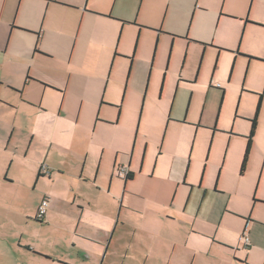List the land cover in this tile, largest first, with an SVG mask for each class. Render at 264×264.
<instances>
[{
	"label": "crops",
	"instance_id": "1",
	"mask_svg": "<svg viewBox=\"0 0 264 264\" xmlns=\"http://www.w3.org/2000/svg\"><path fill=\"white\" fill-rule=\"evenodd\" d=\"M154 1L0 0V104L14 112L13 124L24 127L31 145L44 141L50 144L48 151L55 145L56 150L50 151L48 155L53 153L56 158H60L59 153L74 143L80 120L85 117L86 100L87 114L98 113L97 118L102 120V124L112 127L119 125L130 93L132 99L139 100L134 109L136 106L137 115L140 113L147 125L150 123L152 127L155 125L152 122L160 120L157 126L162 130L155 131L164 133L160 146L162 155L167 139L171 142L172 138L181 136L184 130H193L197 137L202 132H211L208 128H212L216 122L219 103H222L223 95L226 102L227 93L219 87H202L198 73L188 74L186 63L181 68L172 65V54L179 43L186 41L202 44L206 49L227 51V46L217 43L216 34L210 37L199 33L201 26H208L202 14L212 9L202 6L201 0H158L156 5ZM142 13L155 17H143ZM187 19L191 21L186 25ZM223 20L238 24L243 21L246 26L264 29L263 20L257 24L228 15H220L216 26H220ZM83 25L85 31L82 30ZM116 31L119 36L115 46ZM125 33L133 37L135 35L137 40L144 33L148 34L150 47L147 52L141 49L142 46L139 49L135 46L133 50L120 48L125 41ZM241 41L242 35L239 36L238 45ZM153 43L154 50L151 53ZM160 48L165 50L164 58L162 53L157 54ZM98 55L103 59L108 57V60L114 56L111 67L101 72L96 68L97 64H88L91 57L96 58ZM117 60L123 62L121 65L125 70L119 77L114 76L117 89L110 94L108 87L115 75L114 71L118 70L115 67ZM71 87L79 91L78 99L81 101L78 111L75 109L74 113L65 105ZM198 94L205 95V99L196 113L194 100ZM260 99L261 103L253 118L256 124L254 126L252 121L250 135L236 132L230 138L226 136L229 145L233 140H248L242 175L249 166L256 146L257 129L262 118L263 93ZM93 120L90 125H93ZM219 125L222 127V116ZM98 126H94L95 131ZM138 128L136 124L133 146L129 149L130 153H126L125 164L121 166L126 167L131 176L123 180V188L136 177L137 171L132 168V161ZM144 131L142 138L147 141L150 133L146 128ZM216 136L212 135L214 138ZM97 149L98 146L92 149L90 142L83 150L66 156L82 157L85 165L80 172L79 167L74 168L79 174L83 173L80 179L84 178V188L80 190L82 195L69 198L73 209L77 208L74 215H70L72 211L64 215L58 205L63 201L54 191L49 194L50 198H43L49 201L43 221L36 218L43 199L36 202L34 210L28 213L23 206L16 207L15 201H0V264H264V225L253 221L251 215L234 210L228 212L245 224L240 239L242 241L243 236L249 239V245L242 241L248 253L241 254L240 249H235L227 234L218 236L216 232L213 236L211 230H208L210 225L221 226L220 221L213 220L212 214L218 197L225 194L218 191L217 185L207 187L202 181H188L192 163L188 156L192 157L193 153L187 156L176 154L174 164H168L167 170L171 173L169 177L175 186L174 199L180 189L186 196L184 206L174 211L178 216L170 219L165 217L166 213L157 212L155 217L150 211H141L138 215L140 217H132L129 213L136 210L127 205L121 206L122 197L111 191V184L107 191L103 187L99 177L101 163L95 175L91 174L87 181L85 172L89 167L88 162L97 155ZM178 151L175 150V153ZM51 163L56 164L57 172L63 170L62 162L54 160ZM36 174L37 182H46L51 188L56 182L52 176H40L38 169ZM119 178L121 180L122 177ZM2 184L9 183L0 178V188ZM117 185L121 187L122 183L119 181ZM86 189L96 197V205L91 201L86 202ZM99 198L110 204L103 203L104 206H101ZM259 204L264 206V202ZM154 205L160 210L168 209L163 202ZM124 209L128 213H123ZM198 221L203 225L201 230L197 229ZM171 223L177 224L175 234L168 230ZM36 226L37 234L34 230ZM180 232L182 235L190 232L188 240L192 242L191 246L188 241L183 250H177L176 247L171 249L170 243L173 246L178 244ZM201 238L204 239L205 249L200 248ZM210 240L217 241L213 242L217 247Z\"/></svg>",
	"mask_w": 264,
	"mask_h": 264
},
{
	"label": "rangeland",
	"instance_id": "2",
	"mask_svg": "<svg viewBox=\"0 0 264 264\" xmlns=\"http://www.w3.org/2000/svg\"><path fill=\"white\" fill-rule=\"evenodd\" d=\"M158 3V0L153 2L155 5ZM200 3L202 6H209L212 11L202 14L206 18L208 26L204 25L203 28L201 26L199 33L210 35V37L213 36L212 34H216L217 43L227 46L228 48L223 47L227 51L219 52L214 48L206 49L202 44L186 41L183 44L179 43L175 48L172 54V65L181 68L187 64L188 74L198 73L202 87L209 88V86H213L225 90L227 99L222 115V127L227 128L234 122L236 123V131L248 136L251 133L256 110L261 103L260 95L264 94V29L250 25L246 26L243 21L238 24L228 20H223L220 26H216V20L220 15H228L240 20H247L250 23L261 24L259 23L260 20L264 21V0H201ZM184 15L186 16V13ZM189 15L187 13L188 17ZM142 16L155 17L146 13H142ZM190 21L191 19L188 20L186 25ZM82 30H86L84 25ZM95 34L98 35L99 32L96 31ZM240 35H242V41L238 45ZM118 36L119 33L116 31L115 46ZM135 37V35L133 37V35L125 33V41L120 48L133 50L135 46L138 49L142 46L141 49L147 52L150 47L149 35L144 33L141 39L138 38L139 46L137 37ZM151 49L152 53L154 43L151 45ZM163 49L160 48L157 54L162 53L164 58L165 50ZM112 58L109 60L108 57L103 59L98 55L96 58L91 57L88 64L93 66L97 64L96 68L98 67L99 71L102 72L107 70L108 66L111 67ZM122 63L119 60L116 62L115 67L118 70L114 71L115 75L112 76V81L110 80L108 87V93L111 91L110 94L117 89L114 76L119 77L125 70V67L123 68L121 65ZM153 86L155 88L156 78H154ZM78 92L75 87H71L65 101V105L69 107L72 113L75 112V109L78 111L81 105ZM132 97L133 95L130 93L125 102L119 125L112 127L102 124V120L97 118L98 113L97 115L95 113L87 114L88 100H86L84 104L85 117L80 120L73 145L64 149L63 153H59L63 158H56L53 153L48 155L50 151L56 150L55 145L50 151H48L50 144H46L44 141L38 142L37 145H34V143L31 145V139L25 133L24 127L20 124H13L12 116L14 112L6 105L0 104V178L6 179L9 183L2 184L0 201H15L16 207L23 206L24 211L28 213L34 210L37 205L36 202L38 203L44 197L50 198L49 194L54 191L59 194L63 201L58 205L61 206L64 215H69L71 211L70 215H74L77 208L73 209L69 198L74 199V196L79 198L82 195L80 190L84 188L82 182L84 178L80 179V175L83 173L79 174L74 168L79 167L80 172L85 165L82 157L66 156L77 150H83L91 142L92 149L95 150L97 146L98 149L97 155L88 162L89 167L85 172L86 178H88L87 181L90 180V176L95 175L96 169L101 163L99 177L103 182V187L107 191V187L111 184V191L122 197V200L120 199L121 206L125 207L127 205L136 210H131L132 212L129 213L132 217H140L138 215L141 211H150L155 217L158 212V214L166 213L165 217L173 219V216L176 215L174 211L184 206L186 196L183 190L180 189L174 199L175 186L169 177L171 173L170 170H167L168 164H174L176 154L180 156V153H182V155L187 156L193 153L192 157L191 155L188 156V159L192 161L188 181H202L207 187L217 185L218 191L225 194L218 197L212 214L213 220L220 221L221 226L213 227L210 225L208 230H211L213 236L216 232H218V236L227 234L229 238L231 237V244L235 249H240L241 254L248 253L249 251L240 239L245 224L230 216L228 212L231 213V210H234L239 213H246L252 216L253 221H258L264 225V206L259 204V202H264V101L262 118L257 129L256 146L249 166L242 175L241 169L248 144L247 139L233 140L229 145L226 136L217 134L218 136L214 138L211 132H202L197 137L193 130L191 132L184 130L181 136L172 138L171 142L167 139L163 149L164 155H162L160 146L163 143L164 133L159 134L155 131L162 130L161 127L157 126L160 120L157 119L156 122H152L155 124L152 127L150 123L147 125V121L145 119L143 121L142 115L140 113L137 115L136 106L134 109V105H137L139 100H134ZM204 99L205 95L203 94H198L195 97L194 112L197 113L200 110ZM141 104H143V98ZM235 111L239 114L237 116L239 118L236 120ZM92 119H94L93 125H90ZM136 124L139 125V133L136 139L137 144L132 168L136 169L137 173L135 179L123 188L124 179L121 178L120 180L117 170L125 164V155L127 152L130 153L129 149L131 150L133 146L132 141ZM95 125H99L96 131L94 129ZM145 128L150 133L147 141L142 138L145 134ZM147 144L148 147L146 148ZM166 146H168V149ZM175 150L180 152L175 153ZM118 153L120 154L118 155ZM116 156L117 163L114 168ZM100 158H102V162ZM54 160L63 163L61 167L63 170L57 172L54 166L56 164L51 163ZM41 167L47 168V171H42L43 176L46 178L52 176L56 180L52 188L47 186L46 182L41 180L37 182L36 171L37 169L40 170ZM119 181L122 183L121 187L117 185ZM86 191V202L91 201L93 205H96V197L89 192V189H86ZM111 191L109 194H111ZM101 199L103 198H99L101 206H104L103 203L106 205L109 203L103 202ZM156 202L165 203L168 209L160 210L156 208L154 205ZM147 206L148 209L146 210ZM119 207L120 205H118L117 215H119ZM123 213L128 212L124 209ZM180 218H182L181 215ZM176 225L174 223L170 224L168 230L171 234L176 233L178 229ZM201 228H203V225L198 221L197 229L201 230ZM34 230L37 234V226L34 227ZM187 231L190 230L187 229ZM262 231L264 232V228ZM193 232L197 231L194 230ZM189 237H191L190 232L184 233V235L180 232L177 239L178 244L173 246L170 243V248L185 249L184 244L189 241ZM201 239L200 248L205 249L204 239ZM213 242L217 241L210 240V243L217 247ZM191 243L189 241V246H191Z\"/></svg>",
	"mask_w": 264,
	"mask_h": 264
},
{
	"label": "flooded vegetation",
	"instance_id": "3",
	"mask_svg": "<svg viewBox=\"0 0 264 264\" xmlns=\"http://www.w3.org/2000/svg\"><path fill=\"white\" fill-rule=\"evenodd\" d=\"M209 45V44H208ZM207 46V45H206ZM225 96L223 95L222 96V103H221V101H220V103H219V108H218V116H217V120H216V122L214 123V125L212 126V128H208L209 130H211V132H212V135L213 136H215L216 134H223V135H225V136H227V137H232V136H234V135H236V129H235V125H236V123H232L229 127H227V128H223V127H221L219 124L221 123V116H222V112H223V107H224V101H225V98H224ZM239 114L238 113H236L235 114V118H237V116H238ZM254 121H255V119L253 120V123H254ZM199 125V124H198ZM220 126V127H219ZM40 176H42L43 177V174H42V172H41V169H40ZM128 176H130V172H128V175L126 176V177H122L124 180H126L127 179V177ZM39 221V220H38Z\"/></svg>",
	"mask_w": 264,
	"mask_h": 264
},
{
	"label": "built area",
	"instance_id": "4",
	"mask_svg": "<svg viewBox=\"0 0 264 264\" xmlns=\"http://www.w3.org/2000/svg\"><path fill=\"white\" fill-rule=\"evenodd\" d=\"M44 172V171H47V168L46 167H41V172ZM118 176L119 177H126L128 175V169L126 167H120L118 170ZM48 207H49V201L48 199H44L39 208H38V211H37V220L39 221H43L44 218L46 217L47 215V211H48ZM242 241L245 242L246 245H249V239H247L246 237H242Z\"/></svg>",
	"mask_w": 264,
	"mask_h": 264
},
{
	"label": "trees",
	"instance_id": "5",
	"mask_svg": "<svg viewBox=\"0 0 264 264\" xmlns=\"http://www.w3.org/2000/svg\"><path fill=\"white\" fill-rule=\"evenodd\" d=\"M255 124H256V122H254V126H255ZM252 134H253V133H252ZM246 161H247V154H246V157H245V162H246ZM130 178H131V176H128V177H127V179H130ZM127 179H126V180H127Z\"/></svg>",
	"mask_w": 264,
	"mask_h": 264
}]
</instances>
